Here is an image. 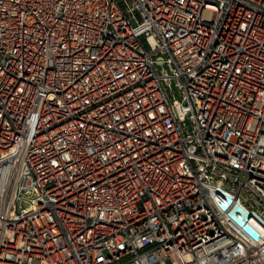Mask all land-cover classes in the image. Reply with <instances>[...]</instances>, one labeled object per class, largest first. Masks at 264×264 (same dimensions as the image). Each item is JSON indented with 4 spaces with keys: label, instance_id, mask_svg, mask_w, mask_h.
<instances>
[{
    "label": "built area",
    "instance_id": "1",
    "mask_svg": "<svg viewBox=\"0 0 264 264\" xmlns=\"http://www.w3.org/2000/svg\"><path fill=\"white\" fill-rule=\"evenodd\" d=\"M0 264H264V0H0Z\"/></svg>",
    "mask_w": 264,
    "mask_h": 264
},
{
    "label": "water",
    "instance_id": "2",
    "mask_svg": "<svg viewBox=\"0 0 264 264\" xmlns=\"http://www.w3.org/2000/svg\"><path fill=\"white\" fill-rule=\"evenodd\" d=\"M226 203H222L221 207L222 209H226L227 205L232 202V197L228 193L225 195ZM236 213H239L241 217H238ZM228 215L230 218H232L236 224L242 227L244 231H246L248 234H250L253 238H257V232L251 228V226L247 223H245V220H247L251 216V212L246 211L239 203L235 202L232 205V208L228 211Z\"/></svg>",
    "mask_w": 264,
    "mask_h": 264
},
{
    "label": "rangeland",
    "instance_id": "3",
    "mask_svg": "<svg viewBox=\"0 0 264 264\" xmlns=\"http://www.w3.org/2000/svg\"><path fill=\"white\" fill-rule=\"evenodd\" d=\"M204 16H205V19L206 18L209 19L211 16V12L209 10L205 11Z\"/></svg>",
    "mask_w": 264,
    "mask_h": 264
}]
</instances>
